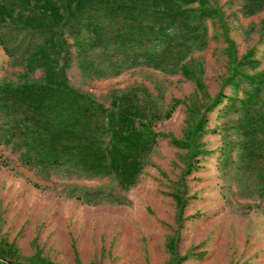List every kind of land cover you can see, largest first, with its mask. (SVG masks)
<instances>
[{"label": "rangeland", "instance_id": "obj_1", "mask_svg": "<svg viewBox=\"0 0 264 264\" xmlns=\"http://www.w3.org/2000/svg\"><path fill=\"white\" fill-rule=\"evenodd\" d=\"M220 18H206L207 43L194 50L187 65L205 91L222 90V102L207 112L200 141L204 153L187 160V150L170 143L168 134L183 135L186 106L194 81L181 73H167L138 65L103 75L108 67L98 54L72 57L66 68L71 86L110 106L113 93L132 87L145 89L169 117L158 120L159 134L137 182L121 190L112 176H90L66 169L44 172L26 164L21 148L0 140V261L6 264H264V197L244 193L234 174L238 99L223 86L230 58L227 37L236 57L253 51L254 74L264 70V8L241 11L243 0H204ZM196 5V4H195ZM14 9L16 21L0 15V82H23L25 52L39 32L23 28L16 12L19 0H0ZM81 32L78 34L81 38ZM69 43L73 36L64 32ZM82 61V62H80ZM198 66V67H197ZM97 72H96V71ZM110 70V69H108ZM28 80H40L36 68ZM3 119L0 116V127ZM188 163L189 172H185ZM184 192L186 203L177 216L173 192ZM90 199L91 201H85Z\"/></svg>", "mask_w": 264, "mask_h": 264}, {"label": "trees", "instance_id": "obj_2", "mask_svg": "<svg viewBox=\"0 0 264 264\" xmlns=\"http://www.w3.org/2000/svg\"><path fill=\"white\" fill-rule=\"evenodd\" d=\"M19 3L26 15L16 12L18 25L38 31L40 37L25 52L24 81L0 82V140L21 148L26 164L44 172L66 169L90 176H112L121 190H127L137 182L157 143L156 122L169 117L174 107L162 112L141 87L113 93L106 107L69 83L66 68L72 57L71 47L77 61L89 52L97 53L108 66H100L103 75L116 74L122 67L145 65L191 78L195 89L182 102L186 106L183 135L167 137L174 146L187 150L191 164L195 156L204 153L200 137L207 112L222 102L224 94L219 90L209 96L197 74L199 69L186 62L194 50L206 45L204 20L219 19L217 8L207 6L204 0ZM263 8L264 0H243L241 5L246 15ZM14 13V9L5 7L0 10L9 21H16ZM65 31L73 36V44L65 38ZM80 31L85 32L81 38ZM227 42L231 62L223 86L230 85L235 93L242 90L234 122V174L244 193L264 197V70L246 72L247 67H256L253 51L238 58L233 41L227 37ZM0 43L7 50L1 38ZM36 68L42 71L41 79L28 80L27 74ZM189 166L184 173L190 171ZM172 196L180 217L186 203L184 192H173ZM180 259L184 258L173 251L171 264H179Z\"/></svg>", "mask_w": 264, "mask_h": 264}]
</instances>
